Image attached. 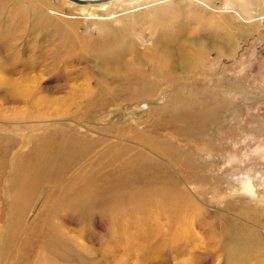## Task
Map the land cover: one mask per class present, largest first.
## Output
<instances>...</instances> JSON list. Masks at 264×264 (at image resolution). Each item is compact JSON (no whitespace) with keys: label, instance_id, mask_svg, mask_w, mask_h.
I'll return each mask as SVG.
<instances>
[{"label":"rangeland","instance_id":"obj_1","mask_svg":"<svg viewBox=\"0 0 264 264\" xmlns=\"http://www.w3.org/2000/svg\"><path fill=\"white\" fill-rule=\"evenodd\" d=\"M135 1L118 2L103 12L89 10L94 13L91 15L67 0H4V9L0 8V264H8L4 240L11 229L16 232V223L8 216L13 208V186L7 182L22 159L28 167L37 163L33 150L38 146L34 141L42 138L34 132L38 127L44 129L40 134L49 136L61 131L60 136L105 138L100 147L105 151L116 147L124 151L134 136L148 139L165 134L164 142L175 143L185 153L190 151L195 163L205 166L197 171L208 179L192 189L183 184L193 201L186 204H193L186 206L190 211L187 208L183 213V253L171 249L156 252L151 260L141 251L128 254L120 250L107 255L104 251L109 246L101 243V237L108 236L105 227L80 225L76 220L51 215L48 222L58 233L72 238H66L73 246L69 261L58 264H229L225 249L232 246L230 233L241 226L254 231L264 248V0ZM26 9L38 10L46 17L37 19ZM156 10L165 11V20L155 19ZM109 12L114 14L112 19H106ZM162 28L172 30L171 36L179 34L180 47L196 41L199 35L205 37L198 40H205L210 32L229 38L192 45L198 70L177 77L175 87L181 98L195 99L196 112L216 110L221 119L210 122L206 133L195 140L162 130L165 120L159 118H171L176 111L167 106H184L177 100L169 104L174 88L155 96L147 92L143 97L135 91L113 92L108 85L131 79L128 74L132 70L109 72L103 68L109 62L86 56L110 43L123 47L124 61L137 66V54L151 60L160 45L170 43L171 37L161 36ZM141 67L149 71L147 64ZM149 79L155 83L162 80ZM98 85H107L104 88L108 90L99 94ZM97 100L99 105L93 107ZM210 105L213 109H208ZM140 111L147 112L142 115V132L126 131L130 123L133 127L140 124L132 119ZM107 114L113 117L100 122ZM184 172L182 177L188 175ZM70 174L73 177L76 172ZM39 209L33 211L38 213ZM33 217L31 213L27 224ZM122 226L136 230L134 223ZM35 251L38 257L50 258L48 252ZM77 254L83 263L74 258Z\"/></svg>","mask_w":264,"mask_h":264},{"label":"bare ground","instance_id":"obj_2","mask_svg":"<svg viewBox=\"0 0 264 264\" xmlns=\"http://www.w3.org/2000/svg\"><path fill=\"white\" fill-rule=\"evenodd\" d=\"M67 1L79 6L83 12L90 13L89 10H91L97 13L106 11L110 6L125 0H81L82 3L73 0ZM1 2L0 8L4 9V0ZM26 10L29 15L32 14L37 19L46 17L38 10ZM163 12L156 10L155 19L165 20ZM90 14L94 15V13ZM113 16L114 14L109 12L105 18L109 19ZM161 34L164 38L171 37L170 43L160 45L158 54H152L151 60L137 54L134 57L137 66L124 61L125 49L123 47L115 48L116 46L110 45L109 42L106 49L103 47L102 50H94L91 55L86 56L95 58L97 61L109 62L103 65V68L109 72L128 68L132 70L128 74L132 76L131 79L112 81L108 85L113 92L135 91L139 97H143L147 92L155 96V93H163L165 90L174 88L173 90L176 92L171 94L169 104L177 100L184 106L181 109L167 106L168 110L176 108V111L172 112L171 118L167 117L166 119L162 116L159 118L165 120L161 124L165 125L162 130H171L176 135L195 140L200 134L206 133L210 122L214 123L218 120L220 122L221 119L217 117L216 110L196 112L195 106H198V102L196 105L195 99H190L189 96L185 97L186 100L181 98L178 95L180 93L177 91L178 88L175 87L179 84L177 77L182 72L195 74V71L198 70L199 65L196 63V54L192 50V45H202L204 41L209 40H225L228 36L225 34V38H223L220 37L221 34L210 32L205 40H198L205 37L199 35L196 41H189L188 45L183 43L180 47L178 45L179 34L171 36L173 35L172 30H164V28H162ZM120 37L117 38L120 40ZM217 37L220 39L216 40ZM221 48H225V46H221ZM220 49L216 50L218 55L221 53ZM151 61L152 63H150ZM144 63L147 64L149 71L141 67L144 66ZM168 76L172 78L168 79ZM151 77L162 80L157 83L148 81ZM104 86L107 85L96 86L99 94L108 90ZM100 100L104 105L103 97ZM99 101L93 102L92 106L99 105ZM208 109L213 108L210 105ZM146 113L138 112V115L132 119L139 121L140 124L133 127L130 123L126 131L130 128V133L137 130L142 132V124L145 122L142 115ZM112 117L113 114L104 115L100 122L105 123ZM40 128H34V132L42 137L38 139L39 141H34L38 144L33 150L37 154V163L35 166L28 167L21 162L24 161L22 159L18 162L13 178L7 182L13 186L11 197L14 200L11 206V208L13 207L12 211L8 216L16 223V232H12L10 228L11 232L4 240L8 247L6 255L8 264H58L59 261H69L70 255L73 253V246L71 241L66 238L70 240L72 238L68 236L64 238L63 234L65 233L62 231L61 235L58 233V229H55L56 226L48 222L47 218L51 215L58 216L57 218L63 217L66 221L76 220L80 225L105 227L108 236H102L101 243L105 247L109 246L104 251L107 255L120 250L128 254L141 251L144 252L145 259L151 260L154 259L156 252L167 253L170 249L176 254L184 252L186 217H183V213L188 208L186 206L190 207L193 204L186 205L192 200L183 184L190 185L189 187L192 189L193 186L203 184L208 180L205 173L199 174L197 171L200 168L201 172L202 167L205 166H198L190 151L185 153L175 143L164 142L165 134L148 139H138L137 136H134V140H129L132 145H126L124 151L118 147L105 151L104 148H100L104 144L105 138L88 140L72 135L63 134L60 136L61 131L49 136L46 133L40 134L44 130ZM187 169L190 170V174ZM182 171H186L188 175L182 177ZM75 172L73 177L70 176V173ZM174 189L178 191L175 192ZM39 207L40 212L38 213L40 214L35 213L33 210H38ZM31 213L34 217L32 222L27 224L28 216ZM124 223H134L136 230L128 229V227L124 229L122 226ZM235 230L230 233L229 240H231L232 246L225 247L229 264H264V248L260 246L259 236L244 226H241L238 231ZM110 231L114 234L112 237H110ZM21 233H23V239ZM83 233L86 234V230ZM117 234L120 235L119 238ZM35 250L48 252L50 258L38 257ZM196 256L198 255L196 254ZM37 257L40 260L35 262ZM74 258L82 263L84 261L78 254Z\"/></svg>","mask_w":264,"mask_h":264},{"label":"water","instance_id":"obj_3","mask_svg":"<svg viewBox=\"0 0 264 264\" xmlns=\"http://www.w3.org/2000/svg\"><path fill=\"white\" fill-rule=\"evenodd\" d=\"M73 1H75V2H77V3H82L81 0H73Z\"/></svg>","mask_w":264,"mask_h":264}]
</instances>
